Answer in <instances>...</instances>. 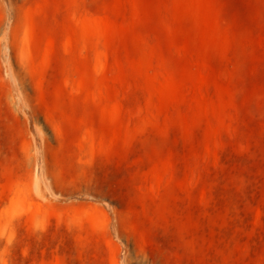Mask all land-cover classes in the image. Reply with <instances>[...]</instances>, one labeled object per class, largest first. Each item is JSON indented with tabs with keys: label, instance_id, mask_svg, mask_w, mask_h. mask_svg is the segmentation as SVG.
Instances as JSON below:
<instances>
[{
	"label": "rangeland",
	"instance_id": "1",
	"mask_svg": "<svg viewBox=\"0 0 264 264\" xmlns=\"http://www.w3.org/2000/svg\"><path fill=\"white\" fill-rule=\"evenodd\" d=\"M0 264H264V0H0Z\"/></svg>",
	"mask_w": 264,
	"mask_h": 264
}]
</instances>
